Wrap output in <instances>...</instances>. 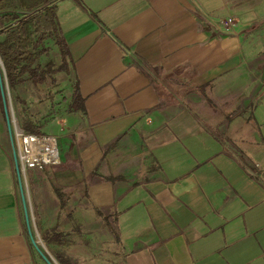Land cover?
Returning a JSON list of instances; mask_svg holds the SVG:
<instances>
[{"label": "crops", "instance_id": "crops-1", "mask_svg": "<svg viewBox=\"0 0 264 264\" xmlns=\"http://www.w3.org/2000/svg\"><path fill=\"white\" fill-rule=\"evenodd\" d=\"M50 3L70 62L61 163L22 172L40 249L54 264H264V0ZM4 82L13 137L42 135L41 84ZM0 264H47L1 88Z\"/></svg>", "mask_w": 264, "mask_h": 264}, {"label": "trees", "instance_id": "trees-1", "mask_svg": "<svg viewBox=\"0 0 264 264\" xmlns=\"http://www.w3.org/2000/svg\"><path fill=\"white\" fill-rule=\"evenodd\" d=\"M6 8L8 11L1 12ZM55 48L61 56L58 70H69L68 44L57 8L50 0H0V58L11 90L27 80L46 83L48 75L56 71L53 62L43 66L41 60L50 57ZM76 96L80 102V96ZM59 260L66 264L62 258Z\"/></svg>", "mask_w": 264, "mask_h": 264}, {"label": "rangeland", "instance_id": "rangeland-1", "mask_svg": "<svg viewBox=\"0 0 264 264\" xmlns=\"http://www.w3.org/2000/svg\"><path fill=\"white\" fill-rule=\"evenodd\" d=\"M264 11V9H263ZM263 24V23H262ZM50 57H45L41 60L43 66H45L48 62H53V69L56 71L53 76L48 75L46 83L40 85V97H41V112H42V127H43V134L42 135H53L56 136V133L60 130L58 126H60V122L62 120L63 115H65V109L68 105V97L63 91L58 94V91L62 90L63 88H57V85L61 83V74L56 75L58 69L61 65V56L60 52L55 48L52 51ZM69 68V67H68ZM62 72V71H61ZM59 95V96H58ZM78 96L74 98V103L72 104L73 108L76 110H80L81 103L78 101ZM12 102H14V97L11 93ZM15 114V113H14ZM55 118V119H54ZM56 118H58L56 120ZM27 133H38L41 134L39 131H36L30 125L25 127L24 129ZM24 180V175L22 176Z\"/></svg>", "mask_w": 264, "mask_h": 264}, {"label": "built area", "instance_id": "built-area-1", "mask_svg": "<svg viewBox=\"0 0 264 264\" xmlns=\"http://www.w3.org/2000/svg\"><path fill=\"white\" fill-rule=\"evenodd\" d=\"M234 19L223 22L230 26ZM19 164L23 171L43 170L47 166H58L61 163L59 141L54 136L35 135L17 129L14 133Z\"/></svg>", "mask_w": 264, "mask_h": 264}, {"label": "water", "instance_id": "water-1", "mask_svg": "<svg viewBox=\"0 0 264 264\" xmlns=\"http://www.w3.org/2000/svg\"><path fill=\"white\" fill-rule=\"evenodd\" d=\"M4 75H5V70H4V66H3V63H2L1 58H0V88H1L3 104H4L6 122H7L8 128H9L11 140H12V143H13L14 161H15L16 173H17V177H18L19 187H20V190H21V193H22V198H23V201L25 203L26 219H27V224H28V228H29L30 238H31V241H32V244H33L34 248L40 254V256L46 261V263L47 264H54V262L51 261L49 259V257L40 249V246L37 243L35 237L33 236L31 228H30L29 214H28V210H27V206H26V202H25L24 187H23V182H22L23 169H22V167L19 164L17 150H16V145H15V142H14L13 129H12L13 124H12V119H11L10 110H9L7 92H6V89H5Z\"/></svg>", "mask_w": 264, "mask_h": 264}]
</instances>
